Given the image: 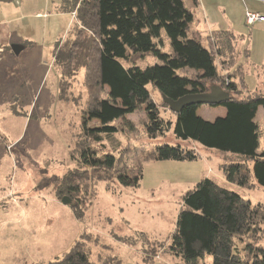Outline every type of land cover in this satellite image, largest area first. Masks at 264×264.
<instances>
[{
  "label": "trees",
  "instance_id": "1",
  "mask_svg": "<svg viewBox=\"0 0 264 264\" xmlns=\"http://www.w3.org/2000/svg\"><path fill=\"white\" fill-rule=\"evenodd\" d=\"M64 7L75 11V26L69 37L52 48V62L60 74L58 96L69 98L72 80L83 67L81 81L87 98L80 130L69 152L77 166L61 178H49L43 186L52 184L58 197H69L80 217V200L87 191L88 178H113L125 185H137L142 177L140 162L121 167L120 156L131 147L120 150L119 141H112L117 132L135 131L124 117L143 105L145 133L157 137L171 129L172 120L162 116L149 86L161 97L176 100L188 93L205 92L211 84L230 93L228 100L213 104L224 106L226 114L208 121L196 113L200 104L185 105L178 113L170 110L175 114L173 133L183 141L157 145L144 159H196L198 153L185 143L198 142L241 158L221 165L227 181L264 186V154L257 152L259 130L255 121L258 107L264 106V95H235L246 85L237 81L243 70L241 63L235 67L236 36L230 29H213L204 43L190 36L187 28L192 13L183 0H65ZM162 32L169 39V52L160 47ZM247 52L244 50L245 55ZM148 56L156 62H137ZM182 70L185 73L181 74ZM263 223L261 203H252L205 177L183 195L169 250L185 264H200L205 255L212 257L211 264H264V246L258 240L264 232ZM86 231L83 229V235L61 255L35 264H91L86 240L90 234ZM146 258L152 259V253ZM104 264L120 261L106 260Z\"/></svg>",
  "mask_w": 264,
  "mask_h": 264
},
{
  "label": "rangeland",
  "instance_id": "2",
  "mask_svg": "<svg viewBox=\"0 0 264 264\" xmlns=\"http://www.w3.org/2000/svg\"><path fill=\"white\" fill-rule=\"evenodd\" d=\"M183 2L192 13L187 28L189 35L197 32L204 43L211 28L230 29L235 34V67L242 64L243 70L237 81L246 85V89L235 95L246 98L264 95V22L247 25L244 19L247 10L264 14V0ZM161 39V49L169 52L170 42L164 32ZM244 50H248L247 55ZM8 52L7 67L0 65V70L6 68L2 76L0 73V264H35L53 259L55 250L58 255H61L58 247L68 250L83 235L80 234L83 229L90 234L86 240L91 264L115 259L120 264H185L181 257L170 252V236L183 195L205 177L264 206V186L256 183L239 186L226 180L221 165L241 159L232 153L191 141L185 145L198 153L196 159H144L157 145L183 141L173 133L175 114L157 90L149 86L162 116L172 120L171 129L157 137H148L143 105L124 117L132 122L135 131L117 132L112 141L114 144L119 141V149L131 147L130 151L125 149L129 152L119 155L120 166L128 168L140 162L142 177L137 185H125L113 178H88L87 191L80 200L82 218L78 217L73 201L62 203L64 196H57L54 185H43L49 178H61L77 166L69 152L80 130L81 110L87 98L81 81L84 68L78 69L69 89L70 96L63 100L58 96L60 74L52 62L51 51L14 54L10 48ZM137 62L156 61L148 56ZM224 112L223 106L208 104H200L196 109L208 121ZM255 121L259 130L257 152L264 154V106L258 107ZM116 124L121 125L122 121ZM51 197L58 200L60 207L51 203ZM76 225L79 237H74L67 246ZM258 240L264 246V232ZM150 253L153 258L148 260ZM211 262L212 257L205 255L200 264Z\"/></svg>",
  "mask_w": 264,
  "mask_h": 264
},
{
  "label": "crops",
  "instance_id": "3",
  "mask_svg": "<svg viewBox=\"0 0 264 264\" xmlns=\"http://www.w3.org/2000/svg\"><path fill=\"white\" fill-rule=\"evenodd\" d=\"M64 2L65 0H0V65L7 67V62L10 61L8 50L13 44L20 46L19 52L36 54L47 50L52 53L57 41L69 37L75 26V17L64 7ZM213 29L216 28H211V31ZM190 36L201 39L194 31ZM5 70L6 68H1V76ZM225 114L226 108L222 116ZM220 116L221 114L214 119ZM50 201L60 207L55 197H51ZM75 229V233L72 232L67 239V246L78 236L77 225ZM58 248L62 253L61 247ZM57 253L55 250L52 256H57Z\"/></svg>",
  "mask_w": 264,
  "mask_h": 264
},
{
  "label": "water",
  "instance_id": "4",
  "mask_svg": "<svg viewBox=\"0 0 264 264\" xmlns=\"http://www.w3.org/2000/svg\"><path fill=\"white\" fill-rule=\"evenodd\" d=\"M11 48L14 53H18L20 50V46H18L17 44H13ZM229 98L230 93L218 84L210 85L209 89L205 92L188 93L179 97L176 100L162 95L163 101L168 105L169 109L175 113H178L183 106L188 104L213 105L226 101ZM62 203L69 204L71 203V199L67 196H64L62 198Z\"/></svg>",
  "mask_w": 264,
  "mask_h": 264
},
{
  "label": "built area",
  "instance_id": "5",
  "mask_svg": "<svg viewBox=\"0 0 264 264\" xmlns=\"http://www.w3.org/2000/svg\"><path fill=\"white\" fill-rule=\"evenodd\" d=\"M73 15L75 14V11L72 12ZM245 23L247 25H253L257 22L264 21V14H261L257 11H249L247 10L244 14ZM9 148V147H8Z\"/></svg>",
  "mask_w": 264,
  "mask_h": 264
}]
</instances>
